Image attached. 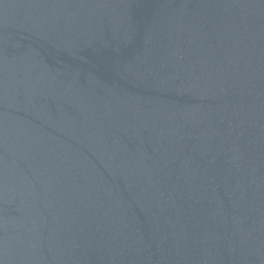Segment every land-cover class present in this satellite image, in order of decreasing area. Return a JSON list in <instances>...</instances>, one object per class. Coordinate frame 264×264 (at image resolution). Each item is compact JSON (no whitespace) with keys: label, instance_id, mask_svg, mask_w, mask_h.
<instances>
[{"label":"water","instance_id":"obj_1","mask_svg":"<svg viewBox=\"0 0 264 264\" xmlns=\"http://www.w3.org/2000/svg\"><path fill=\"white\" fill-rule=\"evenodd\" d=\"M0 264H264V0H0Z\"/></svg>","mask_w":264,"mask_h":264}]
</instances>
